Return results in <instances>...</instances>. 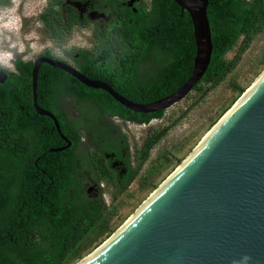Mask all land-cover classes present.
<instances>
[{"label":"trees","instance_id":"16d2710c","mask_svg":"<svg viewBox=\"0 0 264 264\" xmlns=\"http://www.w3.org/2000/svg\"><path fill=\"white\" fill-rule=\"evenodd\" d=\"M5 1L7 2L0 0V3ZM209 1L208 17L212 31L213 53L206 73L196 86L199 92H203L205 84L213 86L218 84L235 68L239 56L228 59L227 55L239 41L244 49L248 48L254 38L264 32V0ZM103 36L108 40L105 51L114 53L115 60L119 58H124L125 61L132 60V57H122L119 53L134 52L144 54L145 57L147 54L150 56V67L156 71L151 98L147 100L131 98L134 102L149 103L170 95L185 83L193 71L196 54L193 21L190 13L183 10L174 0H153L150 11L140 8L132 22L126 18L120 26L108 28ZM140 60L137 59L136 62ZM19 65L27 69V72H24L25 87L22 93L31 96L33 62H19ZM45 66L53 65L46 63ZM78 81H76L77 87L68 90L77 99L88 96L96 99L98 95H104L107 101L112 102L111 105L99 107L101 114L117 113L137 124H149L164 116L165 110L152 113L133 111L111 94L105 91L97 93L93 91V87ZM38 86L45 96L49 93L48 90L41 88V84ZM55 88L50 86V92L54 90L58 96L64 94L63 90L57 88L55 90ZM235 88L242 93L246 90L238 84ZM13 99L8 89L0 85V165L9 163L11 155L13 157L14 154L8 152L6 133L10 118L18 115ZM54 111L61 127L65 128L68 124L65 120L66 114L59 109ZM40 117L42 116L39 115ZM53 126V123L39 125V168H41L37 188L39 208L31 200V193L27 189L13 187L14 185L9 187L7 183H3L9 171L1 169L0 223L5 225V229L9 227L13 229L20 224L25 227L18 235L15 232L0 233V264H73L100 245L103 237H108L114 231L112 221L116 206L113 202L112 205L107 204L102 196L104 191L110 188V184L115 185L109 167L104 160L99 162V173L101 178L108 180V185L101 189L98 197L89 195L84 186V177L80 174V167L73 163V150L52 153L47 151L48 147L63 143L52 141L47 136V132H50ZM162 134L163 131L154 129L145 138L143 147L136 152L135 167L130 170L128 180L116 187L115 194L127 190L149 159L152 148L159 142ZM69 137L76 147L79 137L72 138L70 134ZM27 141L31 142L30 139ZM105 151L107 148L101 150V152ZM166 156L169 162V155ZM90 158L95 161L93 156ZM153 173L154 171L151 170L145 173L140 181L141 188L154 186ZM155 174H158V170ZM21 178L27 181L29 176L22 172ZM26 202L32 203L39 210L33 211L31 215L29 212L23 213L22 207Z\"/></svg>","mask_w":264,"mask_h":264},{"label":"water","instance_id":"95a60500","mask_svg":"<svg viewBox=\"0 0 264 264\" xmlns=\"http://www.w3.org/2000/svg\"><path fill=\"white\" fill-rule=\"evenodd\" d=\"M174 1L190 13L196 42L193 71L175 92L153 102L138 103L71 66L41 59L33 66L35 100L39 68L44 61L67 70L89 87L107 90L136 112L167 110L186 98L211 62L210 1ZM37 109L51 117L60 131L53 113L40 106ZM245 256L250 259L244 261ZM234 261L264 264V71L139 209L73 264H233Z\"/></svg>","mask_w":264,"mask_h":264},{"label":"flooded vegetation","instance_id":"af4514ba","mask_svg":"<svg viewBox=\"0 0 264 264\" xmlns=\"http://www.w3.org/2000/svg\"><path fill=\"white\" fill-rule=\"evenodd\" d=\"M36 1H38L37 6H35L36 10L31 13V16L26 15L24 17L23 28H34V33L38 35L37 43L39 44V40H42L41 43H43L41 50L34 53L33 57H28L26 51L17 54L12 61V69L0 67V85L8 89V93L14 98L12 102L18 110V115L10 118V123L6 128L8 134L7 149L8 152L14 154L13 157L11 155L9 163L0 165V173L1 169L9 171V174L5 175L3 183H7L9 187L14 185L13 187L27 189L31 193V200L39 208L37 193L39 170L41 169L39 168V125L53 123L54 126L50 132H47V136L52 141L59 143L62 141L63 143L50 146L47 151L52 153L73 150V163L80 167V174L84 177V186L88 194L95 197H98L101 189L108 185V180L101 178L99 173V162L104 160L112 174V180L115 182V185L110 184L114 193L117 186H121L128 180L130 170L136 164V153L134 156L132 155L130 141L122 125L137 123L126 120L117 113L101 114L102 112L99 110L101 105L112 104L111 101L106 100L104 95L96 94L99 96L96 99L90 96L77 99L68 90L77 87L76 81L79 79L65 69L56 66L46 67L47 62L45 61L41 63L39 68L38 84H41V88L48 90L49 93L45 96L38 86L37 100H35L33 66L41 59H52L77 69L93 80L107 83L130 100L136 97L141 100L150 99L156 71L150 67L149 54L145 57L144 54L134 52L119 53L122 57H132V60L125 61L124 58L115 60L113 58L114 53L105 51L108 40L103 36V33L108 28L120 26L126 18L132 22L140 8L150 11L153 0H44L40 6L39 0ZM8 2L9 0L1 2L0 6ZM21 10L23 11V5ZM75 33L83 36L85 46H76L72 43ZM23 35H27V32H24ZM137 59L141 60L136 62ZM29 61L33 62L31 96L22 93L25 87L23 85L24 72L26 73L27 69L19 65V62L26 63ZM121 65L131 67L123 68ZM199 82L194 86L193 91H197L196 86ZM50 86L63 90L64 94L58 96L54 90L50 92ZM56 88L55 90H57ZM92 89L97 93L101 91L109 93L102 88ZM97 99L99 101H96ZM37 106L53 113L56 118L54 110L59 109L66 114L65 120L68 121V124L65 125V128L60 125L59 131L54 120L39 113ZM39 115L42 117L39 118ZM66 132L72 138L79 137L76 147ZM63 136L69 141H66ZM27 139H30L31 142H28ZM69 142L71 144L67 147ZM143 144L144 141L142 147ZM105 148L107 151L101 152ZM53 149L59 150L53 151ZM96 155L99 157L96 158ZM90 156H93L95 161ZM22 172H25L30 180L22 179ZM136 178L129 186L136 181ZM104 194L105 191L102 196ZM37 207L26 202L22 207V212H29L31 215L33 211L39 210ZM4 226L0 223V233L14 234L15 232L16 235L20 234L25 227L20 224L13 229L10 227L5 229Z\"/></svg>","mask_w":264,"mask_h":264},{"label":"rangeland","instance_id":"374dc122","mask_svg":"<svg viewBox=\"0 0 264 264\" xmlns=\"http://www.w3.org/2000/svg\"><path fill=\"white\" fill-rule=\"evenodd\" d=\"M42 3L44 0H39V6ZM37 4L38 1L31 0V13L36 10ZM24 32L29 34L35 31L34 28L24 27L21 29V33ZM36 36L38 37L37 34ZM39 37L41 36L39 35ZM41 41L39 40V44L37 41L35 42L41 46L43 44ZM31 42L24 40L28 57L34 56L32 49L27 47ZM72 43L76 46H85V39L81 34L75 33ZM4 49L8 50L7 42ZM237 55L239 56L238 63L223 80L214 86L205 84L203 92H190L186 98L165 110L162 119L144 125H122L128 135L133 156L136 153L135 150L142 147L143 141L151 131L157 129L163 131V134L159 142L152 148L150 157L139 171L136 181L121 194L113 193L110 188L103 195L107 204L112 205L113 202V205L116 206L112 221L114 231L111 234L118 230L150 197L153 191L192 153L210 129L261 75L264 71V32L258 34L248 48L244 49L239 41L227 57L233 59ZM237 84L246 90L242 93L235 88ZM167 154L169 162L166 160ZM150 170L154 171L153 181L155 184L148 188L146 186L141 188L140 181ZM157 170L158 174L156 175ZM108 237H103L102 242Z\"/></svg>","mask_w":264,"mask_h":264},{"label":"clouds","instance_id":"9594fccd","mask_svg":"<svg viewBox=\"0 0 264 264\" xmlns=\"http://www.w3.org/2000/svg\"><path fill=\"white\" fill-rule=\"evenodd\" d=\"M30 8L31 0H9L8 3L0 6V67L4 69H12V61L16 55L25 51L24 40L32 41L27 45L32 49V53L41 50V46L35 42L38 37L34 32L27 35L21 33L24 17L31 14ZM6 42L8 50L4 49ZM243 259L247 261L250 257L245 256ZM233 264L237 262L234 261Z\"/></svg>","mask_w":264,"mask_h":264}]
</instances>
